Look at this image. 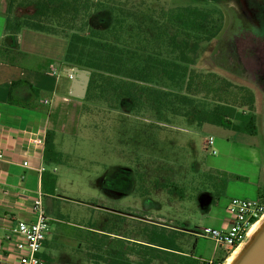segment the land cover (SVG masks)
<instances>
[{
    "label": "rangeland",
    "instance_id": "374dc122",
    "mask_svg": "<svg viewBox=\"0 0 264 264\" xmlns=\"http://www.w3.org/2000/svg\"><path fill=\"white\" fill-rule=\"evenodd\" d=\"M120 1L143 21L147 10L162 7L218 10L223 30L199 46L193 68L251 89L258 133L200 127L180 116L158 119L151 105L136 115L130 107L111 110L108 103L88 101L77 134L56 138L63 162L49 165V172L56 170L58 186L54 198L43 202L50 229L42 258L47 264H88L92 244L103 242L105 234L108 247L122 242L140 249L142 230L156 224L179 230L176 243L190 262L220 258L227 264L232 256L236 264H258L264 256V220L234 254L197 234L217 228L221 215L220 209L213 217L204 213L210 201L205 193L221 203L234 198L264 201V0ZM112 20L111 12H98L92 25L108 26ZM152 87L183 92L160 77ZM211 137L215 155L206 148ZM222 174L227 178L218 176ZM258 189L260 195L254 193ZM143 251L131 260H140ZM151 264L184 262L178 255L162 254Z\"/></svg>",
    "mask_w": 264,
    "mask_h": 264
},
{
    "label": "trees",
    "instance_id": "16d2710c",
    "mask_svg": "<svg viewBox=\"0 0 264 264\" xmlns=\"http://www.w3.org/2000/svg\"><path fill=\"white\" fill-rule=\"evenodd\" d=\"M7 1L6 31L14 39L22 29L69 38L66 67L92 73L82 113L88 101L108 103L111 110L130 107L136 115L151 105L158 119L180 116L194 119L200 127L211 125L237 134L257 135L252 90L193 68L199 46L217 38L223 30V17L218 10L162 7L147 10V20L143 21L133 7L120 0ZM103 11L113 14L111 24L94 27L95 14ZM0 60L12 62L6 53L1 54ZM156 77L173 87H183V92L152 87ZM24 83L16 82L12 89ZM9 101L14 102L11 96ZM45 142V164H61L53 131L47 133ZM218 176L227 178L226 174ZM42 189L49 196L55 194L54 173L43 174ZM179 192L183 199V192ZM142 232L145 241L139 242L140 249L136 250L122 242L118 247H108L109 234L103 235V242L92 244L94 251L88 253V264H151L162 254L178 255L184 264H199L190 262L178 247V231L152 224L151 229ZM141 249L144 257L132 261L131 256L140 255ZM215 260L216 264L224 263L220 258Z\"/></svg>",
    "mask_w": 264,
    "mask_h": 264
},
{
    "label": "crops",
    "instance_id": "0c3cea01",
    "mask_svg": "<svg viewBox=\"0 0 264 264\" xmlns=\"http://www.w3.org/2000/svg\"><path fill=\"white\" fill-rule=\"evenodd\" d=\"M7 7L8 1L0 0V56L6 53L12 60H0V264H18L15 243L9 240L13 229L18 222L37 220L32 203L39 195L43 202L45 197L54 198L42 189V176L50 170L44 162L47 133H55V143L60 136H75L83 102L69 97L72 79L66 70L71 68L64 62L69 38L22 29L14 39L6 31ZM20 81L25 83L12 89ZM254 193L260 195V190ZM205 195L210 199L203 210L206 215L213 217L215 210H221L215 221V229H220L230 202H214L209 193Z\"/></svg>",
    "mask_w": 264,
    "mask_h": 264
},
{
    "label": "built area",
    "instance_id": "2783aa9c",
    "mask_svg": "<svg viewBox=\"0 0 264 264\" xmlns=\"http://www.w3.org/2000/svg\"><path fill=\"white\" fill-rule=\"evenodd\" d=\"M56 73L55 68L51 67V74ZM213 147L214 141L211 137L206 142V148L215 155ZM2 158L3 153L0 151V159ZM24 166H28L27 161ZM32 211L37 220L30 223L18 222L9 240L15 243L18 264H47L41 257V250L48 240L50 220L45 213L42 195L34 199ZM263 220L264 201L234 198L230 201L224 225L220 229H203L197 236L212 239L218 246H225L228 252L232 251L234 254ZM199 264H216V260H200Z\"/></svg>",
    "mask_w": 264,
    "mask_h": 264
},
{
    "label": "water",
    "instance_id": "95a60500",
    "mask_svg": "<svg viewBox=\"0 0 264 264\" xmlns=\"http://www.w3.org/2000/svg\"><path fill=\"white\" fill-rule=\"evenodd\" d=\"M71 77L69 97L83 102L88 94L92 73L87 69L74 67L66 70ZM258 264H264V256Z\"/></svg>",
    "mask_w": 264,
    "mask_h": 264
},
{
    "label": "bare ground",
    "instance_id": "6f19581e",
    "mask_svg": "<svg viewBox=\"0 0 264 264\" xmlns=\"http://www.w3.org/2000/svg\"><path fill=\"white\" fill-rule=\"evenodd\" d=\"M257 228H258V227H257ZM257 228H256V229H257ZM256 229H255V230H256ZM255 230H254V231H255ZM254 231H253V232H254ZM227 264H236V261L234 260V258L232 259V256H231V257H229V259L227 260Z\"/></svg>",
    "mask_w": 264,
    "mask_h": 264
}]
</instances>
